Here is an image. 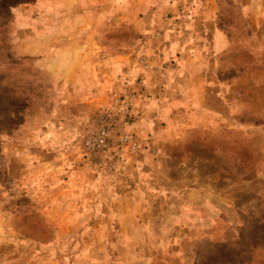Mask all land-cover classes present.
<instances>
[{
	"label": "rangeland",
	"instance_id": "374dc122",
	"mask_svg": "<svg viewBox=\"0 0 264 264\" xmlns=\"http://www.w3.org/2000/svg\"><path fill=\"white\" fill-rule=\"evenodd\" d=\"M180 1L189 20L192 0H36L0 14V264H264V11L215 1L212 86L187 106L160 51ZM85 28L90 67L60 88L50 61L63 50L78 67ZM143 51L155 52L145 71ZM149 71L157 92L128 100ZM159 94L170 102L151 104ZM121 107L138 151L91 171L81 140ZM141 109L158 116L145 137Z\"/></svg>",
	"mask_w": 264,
	"mask_h": 264
},
{
	"label": "crops",
	"instance_id": "0c3cea01",
	"mask_svg": "<svg viewBox=\"0 0 264 264\" xmlns=\"http://www.w3.org/2000/svg\"><path fill=\"white\" fill-rule=\"evenodd\" d=\"M39 1L40 3L44 4L53 0ZM215 1L216 0H192V3L196 7L192 8V15L189 16V20L186 21H184V18L179 16V13L177 14V7L179 9L183 8V3L180 1L173 4L171 7V11L173 12V17L171 19L173 20H171V25L169 26V31L171 33L166 34L165 31V35L163 36L164 40H166L167 42L165 43V41H163L162 43L165 46L162 45L160 50L163 55L161 60L163 61V63L167 62L169 59L170 61H174V64H168L169 67H167V64H165L167 70L164 71L169 72L170 70L172 73L170 78H174L172 83H169L172 85H168V87L170 88V90L175 87L177 90H187L184 91V99H191L190 101L184 103L187 104V106L194 101L196 104L202 105L204 101L203 92H205V90L211 89L212 86L211 81L213 79L211 78L210 74L211 71H213V68L210 63L211 56L208 54V52L206 53V49L208 46L206 43L208 42L207 37L211 33L210 18L212 15V10L215 8ZM233 1L238 6H240L245 11V13L248 14V16L251 17L258 16L259 12L264 11V0ZM165 20H167V22L164 24H166L167 26L169 20ZM84 23L85 22H83V19L78 22V26L81 31H84L83 28L87 27L84 26ZM85 29L86 35L78 38V67L75 63L72 62V59H69V61H65L67 58L65 57L66 55H62L64 53L63 50H60L58 52L59 54H55L50 61L48 71L53 74H56V72L63 74L62 80L60 78V88L68 89L78 87L77 81L78 84L82 85V74H84V72L87 70L85 67H90V65L84 66L83 60L89 58L91 53H93V35L91 33H87L88 28ZM211 35H214L216 37L215 40L218 46L217 49L219 50L222 42L220 34L214 32ZM83 47L85 48L83 49ZM86 51H88V53ZM152 53L154 54L155 52H140V55L146 56L148 60V68L151 67V65H155L152 64L154 59H152V57L151 59H149V55H151ZM157 57H159V55ZM159 60L158 62H160ZM65 62H67V64ZM143 70L144 69L142 67V71ZM148 73L149 74L147 75L146 73H144L143 76H140L143 79V83L146 89L143 96L148 95V93L155 94L157 92L156 88H154L157 83V79L152 78L153 74L151 73V71H149ZM158 96L160 97L158 98L154 95V97L151 99V104H158L160 101V105L163 103V101L166 103L170 102L165 96L163 98L161 94H159ZM153 122H158V116L155 115V113L153 114L149 112L148 109H141V114H139L138 116L136 115L135 122L132 124V126L133 128H139L140 132H137V135H139L140 137H145L149 133L147 124H151Z\"/></svg>",
	"mask_w": 264,
	"mask_h": 264
},
{
	"label": "built area",
	"instance_id": "2783aa9c",
	"mask_svg": "<svg viewBox=\"0 0 264 264\" xmlns=\"http://www.w3.org/2000/svg\"><path fill=\"white\" fill-rule=\"evenodd\" d=\"M139 62L144 69L148 67L146 57L141 56ZM145 91L143 79L140 78L137 93L129 96L128 100L137 101L143 97ZM114 98L121 105L127 101L117 97V94L114 95ZM127 115L129 112L122 107L112 112H100L92 128L86 131L87 133L81 140V149L82 157L89 170L112 171L119 160L122 161L121 158H124V153L134 154L138 151V141L135 134L126 128Z\"/></svg>",
	"mask_w": 264,
	"mask_h": 264
},
{
	"label": "trees",
	"instance_id": "16d2710c",
	"mask_svg": "<svg viewBox=\"0 0 264 264\" xmlns=\"http://www.w3.org/2000/svg\"><path fill=\"white\" fill-rule=\"evenodd\" d=\"M35 1L36 0H0V14L6 11H9L13 8H16L18 6H21V5L33 4ZM238 7L241 8L240 6Z\"/></svg>",
	"mask_w": 264,
	"mask_h": 264
}]
</instances>
